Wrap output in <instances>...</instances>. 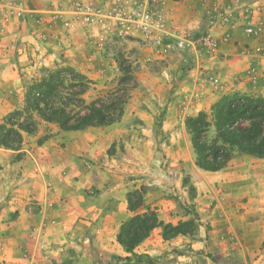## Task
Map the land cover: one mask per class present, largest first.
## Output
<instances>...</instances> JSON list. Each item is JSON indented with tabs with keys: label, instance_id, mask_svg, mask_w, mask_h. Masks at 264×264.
Segmentation results:
<instances>
[{
	"label": "crops",
	"instance_id": "0c3cea01",
	"mask_svg": "<svg viewBox=\"0 0 264 264\" xmlns=\"http://www.w3.org/2000/svg\"><path fill=\"white\" fill-rule=\"evenodd\" d=\"M5 2L25 12L28 22L17 19L16 10L12 13L17 16L9 18V12L0 9V119L23 105L20 76L36 77L40 68L51 67V50L40 32L30 31L29 20L44 18L51 0ZM234 4L255 8L263 31L246 36L226 26L208 29L218 38V47L210 54L191 51L194 72L183 83L181 105L195 101L194 115L234 91L264 98V0H182L173 7V19L178 28L201 32L206 25L202 7ZM223 33L229 37L223 39ZM135 89L118 122L80 131H61L42 122L51 137L33 148L34 157L1 164L0 264H264V157L236 154L218 171L199 169L191 158L184 123L192 116L187 107L174 105L165 120L153 126L160 112L135 105L134 111L126 109ZM134 119L143 124H133ZM155 133L163 134V140ZM113 145L116 151L108 156ZM5 151L16 152L0 148V160L9 156ZM50 152L46 168L51 166V205H28L47 196L44 180L30 168L35 160L41 162L39 154L48 157ZM87 161L93 163L89 168ZM234 161L235 173L230 171ZM141 187L142 206L131 211L128 194ZM187 188L199 218L194 234L164 239L161 228L155 227L132 252L117 242L121 225L148 209L165 224L189 219L175 198L179 194V200H188ZM137 257L142 260L135 263Z\"/></svg>",
	"mask_w": 264,
	"mask_h": 264
},
{
	"label": "rangeland",
	"instance_id": "374dc122",
	"mask_svg": "<svg viewBox=\"0 0 264 264\" xmlns=\"http://www.w3.org/2000/svg\"><path fill=\"white\" fill-rule=\"evenodd\" d=\"M181 1L51 0L49 11L44 18L42 17L43 19L38 17L29 19L33 25L30 31L40 32V40L44 45L47 43V48L51 50V67L40 68L36 77H40L46 70L53 69L55 64L69 65L72 63L70 65H73L76 70L96 79L99 82L98 87L102 88L119 75L120 63H126L132 65L138 79L134 94L127 104V110L134 111L133 106L135 105L143 111L160 112L153 126H158L162 120H165L164 114L173 109L174 105L175 109H179L180 106L187 107L188 113L195 116V101L181 105L185 99L184 94H186L183 83L190 81L188 76L194 72L195 63L189 58L191 51H198L201 54L216 51H207L200 48L197 43L201 36L208 33V29L213 24V7H202L206 18L205 29L201 32H192L178 28L173 19V7ZM12 5L2 0L1 9L9 12V18L16 15L12 13L16 10L17 19L27 23L28 20L24 17L25 12L18 11ZM143 10H150L154 13V21L149 24L150 30L147 31L143 30L134 17V14ZM162 71H166L165 74L161 75ZM33 77L36 78L35 75L30 77L27 73H23L20 76L19 88H24ZM209 109L210 107L202 111L208 113ZM188 117L184 119V123ZM133 124H143V120L134 119ZM37 131L24 135L19 149L14 150L16 152L5 151L9 153V156H1L0 170L4 161L12 162L22 160L26 156L34 157L31 155L33 148L41 147L51 137L50 128L39 125ZM154 136L160 141L164 137L163 134L156 133ZM115 151V145H113L107 150V155L112 156ZM191 153V158L193 157L195 162L192 146ZM162 156L165 157V154L163 153ZM39 159L41 162L35 160L32 168H29L44 180L47 196L41 202L30 200L28 205L48 207L51 205L49 198L51 183L48 180L51 177V166L49 170L46 167L51 165V152L48 157L44 153L39 154ZM92 164L91 161H87L86 167L89 168ZM235 164L234 161L230 165V171L233 173L238 170ZM23 168L27 169L28 166L24 165ZM187 189L188 200H179V194L175 195V198L177 206L183 210V213L190 214V218L185 221H194L192 233H190L194 234L198 229L199 218L195 212V204L193 205L190 199L192 191ZM140 190L145 193L142 187L133 191ZM186 231H189L188 227Z\"/></svg>",
	"mask_w": 264,
	"mask_h": 264
},
{
	"label": "trees",
	"instance_id": "16d2710c",
	"mask_svg": "<svg viewBox=\"0 0 264 264\" xmlns=\"http://www.w3.org/2000/svg\"><path fill=\"white\" fill-rule=\"evenodd\" d=\"M118 72L106 87L99 88L97 81L73 66L55 64L53 69L24 86L22 107L0 119V147L18 150L24 135L35 133L42 122L55 125L61 131H80L118 122L136 87L132 65L120 63ZM185 128L195 154V165L201 170L218 171L236 154L262 158L264 98L237 91L224 94L210 106L208 113L199 111L188 117ZM142 196L141 190L128 194L129 210L137 211L142 206ZM193 222L165 224L148 209L121 225L117 242L132 252L155 227L161 228L164 239H170L192 233ZM124 259L130 261V257ZM141 260L137 257L135 263Z\"/></svg>",
	"mask_w": 264,
	"mask_h": 264
},
{
	"label": "built area",
	"instance_id": "2783aa9c",
	"mask_svg": "<svg viewBox=\"0 0 264 264\" xmlns=\"http://www.w3.org/2000/svg\"><path fill=\"white\" fill-rule=\"evenodd\" d=\"M2 0H0V9ZM5 12V11H4ZM213 21L211 27H228L230 30L241 29L246 36L261 34L263 31L262 22L255 13V8L251 5L246 7L238 4L213 6ZM9 15V14H8ZM134 17L138 20L139 25L144 31L150 30L149 24L154 21V13L150 10H143ZM229 34H222V38L226 39ZM197 43L200 48L207 51H214L218 47V38L211 36L209 33L201 36Z\"/></svg>",
	"mask_w": 264,
	"mask_h": 264
}]
</instances>
